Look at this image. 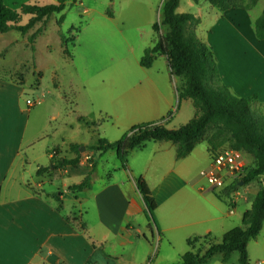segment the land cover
Here are the masks:
<instances>
[{
  "label": "crops",
  "instance_id": "obj_1",
  "mask_svg": "<svg viewBox=\"0 0 264 264\" xmlns=\"http://www.w3.org/2000/svg\"><path fill=\"white\" fill-rule=\"evenodd\" d=\"M46 2L4 0L13 10L25 4L45 6ZM205 5L189 2L195 8L192 15L200 20L197 38L211 47L221 84L237 97L255 96L251 108L264 115V42L258 40L254 30L259 17L244 8L220 14L208 3ZM139 7L136 5L130 10L132 13L128 10L126 14H142L144 10ZM99 16L109 21L101 18V25L111 23L117 30L114 13L101 11ZM88 27L86 24L80 29L74 44ZM145 71L136 92L139 102L127 103L120 109L117 100L111 98L112 113L105 109L103 113L111 114L125 131L144 124L157 123L168 130L188 124L195 116L193 103H177L179 84L167 58L157 56ZM21 78L20 84L10 78L0 81V264H148L152 247L147 233L159 244L165 241L176 246L207 235L218 242L224 234L240 227L261 183L230 206L218 200L200 178L213 157L206 141L197 144L183 159L176 158V146L171 142H148L128 155L127 168L122 167L116 151L101 154L93 150L96 146L89 151L85 147L74 167L54 168L52 164L62 158H76L70 150L71 145L78 146L74 143L63 142V147L46 148L43 156L28 157L25 151L37 139L10 136L8 126L14 116L8 113L3 97L8 89L22 90L25 80ZM87 101L91 106V101ZM93 108L94 105L82 114L87 115ZM56 149L59 152L52 157L51 152ZM244 161L247 166L253 163L249 155ZM28 163L35 167L27 170ZM39 169L45 170L38 174ZM86 178L89 189L71 190ZM139 178L147 183L157 203L155 218L160 235L150 229L137 189ZM259 236L253 241L258 253L255 264H264V240Z\"/></svg>",
  "mask_w": 264,
  "mask_h": 264
},
{
  "label": "rangeland",
  "instance_id": "obj_2",
  "mask_svg": "<svg viewBox=\"0 0 264 264\" xmlns=\"http://www.w3.org/2000/svg\"><path fill=\"white\" fill-rule=\"evenodd\" d=\"M163 2L164 0H68L64 11L54 14L42 28V33L34 40L35 45L29 43V37L40 28V24L25 35L14 30L0 34V81H7L5 78L9 81L10 78L14 83L20 84L21 77L25 80L22 90L8 89L3 94L8 113L14 116V121L9 123L8 133L11 137L24 135L25 139H37L34 146L25 151L28 157L32 159L43 156L46 148L63 147V142L74 143L79 148L87 147L89 151L100 140L119 141L129 131L118 125L119 121L113 120L111 114L103 112L110 111L111 98L117 100L120 109L132 102H139L140 96L136 92L139 81L144 79L142 73L147 72L141 67L140 61L144 51L152 48L158 36L163 33L162 29L157 34L153 31V26L161 18ZM189 2L193 1L180 0L176 12L195 13V8H191ZM242 2L245 4L247 0ZM57 3L58 0H47L43 5ZM136 5L144 10L142 14H126ZM263 5L264 0H258L248 10L260 17ZM16 11L19 13V10ZM101 11L114 13L117 30L111 23H107L108 26L100 24ZM61 16L63 21L58 24ZM30 18L28 15H21L19 25L25 26ZM86 24L89 27L80 39L75 44L68 41L67 54L64 53L60 37L63 35L71 40L75 35L74 32L69 33L71 28L81 29ZM79 34L80 32L77 36ZM4 41L5 45L2 44ZM175 81L180 86V79ZM80 85L82 86L77 88ZM87 99L91 101V106ZM27 100L38 103L29 108ZM182 102L183 100H179L177 103ZM92 105V111L83 115ZM2 111H5L4 107ZM85 143L90 144L86 146ZM243 158L248 159V155L243 154ZM44 160H47L46 156ZM34 167L32 163L26 166L27 170ZM258 182L264 184V174L259 180L252 182V185L242 186L240 196L247 194V191L252 192L253 186H258ZM239 225L241 226V222ZM259 235L263 242L264 231ZM147 238L152 247L148 264H179L180 258L189 251L184 243L169 246L162 241L159 244L155 238L152 240L149 233ZM249 245V263L255 264V256H258L256 246L253 241ZM195 247L202 253L207 249V245L202 242ZM208 264L222 263L220 257L215 256ZM227 264H238V254L234 253Z\"/></svg>",
  "mask_w": 264,
  "mask_h": 264
},
{
  "label": "trees",
  "instance_id": "obj_3",
  "mask_svg": "<svg viewBox=\"0 0 264 264\" xmlns=\"http://www.w3.org/2000/svg\"><path fill=\"white\" fill-rule=\"evenodd\" d=\"M58 0L57 4L39 6L37 4H25L19 9V13L7 7L4 0H0V34L17 31L25 35L36 25L38 28L30 37L29 43L34 44L36 37L42 33V28L54 14H60L65 9V2ZM194 3L205 2L221 12L231 9L253 7L258 0H192ZM179 0H164L160 15L161 18L153 26L158 36L156 44L144 51L140 65L150 68L157 56H165L169 63L171 74L180 79L177 88L179 100H191L195 109L194 118L177 130H168L160 124H144L129 130L121 140L110 143L100 140L93 148L101 154L108 151H116L117 157L123 168H127L128 155L137 149H142L148 142H171L176 146V158L183 159L201 141H206L212 156L226 149H232L252 157V165H246L242 178L244 186L257 180L264 174V115L254 112L251 108L256 97L240 98L233 95L220 82L216 61L211 47L201 42L196 35V28L200 20L192 14H178L176 10ZM21 15L30 16L25 26L19 25ZM63 21L61 16L58 24ZM254 30L258 40L264 42V5L263 11L254 23ZM75 35L68 40L61 36V45L67 54L68 41L74 43V37L80 32V27L71 28L69 31ZM70 150L76 158L72 160L60 159L56 167H74L79 163V147L71 145ZM59 152V149L54 150ZM45 169H39L41 174ZM137 189L145 204V214L150 229H155L160 235L156 222L155 211L157 203L147 185L139 178L136 180ZM238 183L226 187L214 196L231 205V193L237 189ZM89 179L71 188L73 191L89 189ZM264 224V184H260L255 198L249 210L241 219V226L236 227L223 235L220 242H216L212 236L194 237L187 240L189 251L181 258L179 264H207L215 256H220L221 261L227 264L234 253L238 254V264H250L247 252L248 243L255 241ZM202 242L207 245L204 253L195 247Z\"/></svg>",
  "mask_w": 264,
  "mask_h": 264
},
{
  "label": "built area",
  "instance_id": "obj_4",
  "mask_svg": "<svg viewBox=\"0 0 264 264\" xmlns=\"http://www.w3.org/2000/svg\"><path fill=\"white\" fill-rule=\"evenodd\" d=\"M37 102L27 100L26 105L29 108L34 107ZM55 151L51 152V156H56ZM89 163V159H87ZM246 163L243 154L239 151L226 149L217 153L212 157L211 165L208 169L201 171L200 177L205 180V183L215 192H220L228 186L242 182L245 174ZM244 186V185H243ZM242 186L237 185V189L231 193V204H234L240 196Z\"/></svg>",
  "mask_w": 264,
  "mask_h": 264
},
{
  "label": "water",
  "instance_id": "obj_5",
  "mask_svg": "<svg viewBox=\"0 0 264 264\" xmlns=\"http://www.w3.org/2000/svg\"><path fill=\"white\" fill-rule=\"evenodd\" d=\"M84 151V148H79V152L82 153ZM238 186H243V182H239Z\"/></svg>",
  "mask_w": 264,
  "mask_h": 264
}]
</instances>
